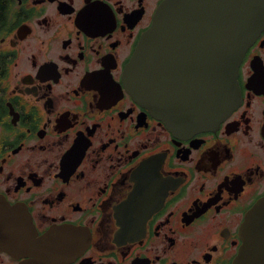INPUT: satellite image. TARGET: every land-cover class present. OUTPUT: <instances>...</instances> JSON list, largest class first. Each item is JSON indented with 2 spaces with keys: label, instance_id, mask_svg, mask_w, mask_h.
Returning <instances> with one entry per match:
<instances>
[{
  "label": "flooded vegetation",
  "instance_id": "1",
  "mask_svg": "<svg viewBox=\"0 0 264 264\" xmlns=\"http://www.w3.org/2000/svg\"><path fill=\"white\" fill-rule=\"evenodd\" d=\"M163 1L1 0L0 264H233L264 196V2L239 103L178 132L124 77ZM206 24L161 62L178 90L213 65Z\"/></svg>",
  "mask_w": 264,
  "mask_h": 264
},
{
  "label": "water",
  "instance_id": "2",
  "mask_svg": "<svg viewBox=\"0 0 264 264\" xmlns=\"http://www.w3.org/2000/svg\"><path fill=\"white\" fill-rule=\"evenodd\" d=\"M264 0H164L143 34L125 70L136 97L175 131L195 132L218 125L239 103L240 62L261 27ZM207 21L214 42L213 65L207 79L192 73L187 87L178 90L177 73L161 67L181 20ZM0 217L12 209L0 203ZM20 211V210H19ZM49 232L35 239L56 242ZM243 243L233 264H264V196L248 211L241 226ZM16 244L15 241L6 240Z\"/></svg>",
  "mask_w": 264,
  "mask_h": 264
},
{
  "label": "trees",
  "instance_id": "3",
  "mask_svg": "<svg viewBox=\"0 0 264 264\" xmlns=\"http://www.w3.org/2000/svg\"><path fill=\"white\" fill-rule=\"evenodd\" d=\"M0 3H1V0H0Z\"/></svg>",
  "mask_w": 264,
  "mask_h": 264
}]
</instances>
